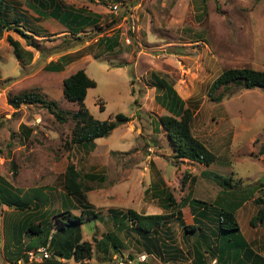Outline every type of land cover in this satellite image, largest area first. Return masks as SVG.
Listing matches in <instances>:
<instances>
[{"label":"rangeland","instance_id":"obj_1","mask_svg":"<svg viewBox=\"0 0 264 264\" xmlns=\"http://www.w3.org/2000/svg\"><path fill=\"white\" fill-rule=\"evenodd\" d=\"M1 1L0 20L10 24L0 32V40L9 31L19 40V50L14 52L11 45L9 50L7 41H0V77L4 80L0 81V176L21 194L38 199L40 205L25 212L6 205L2 212L0 207V264H13L8 257L11 249L15 251L10 246L5 256L4 220L16 221L29 211L38 210L37 216L46 209L49 215L52 209L61 210L68 164L83 176V186L89 187L86 199L99 214L81 226V240L92 244V257L87 260L92 264H117L127 260L128 254L135 260L145 256L140 260L144 264H195L198 236L184 235L174 216L159 235L179 252L148 254L135 233L116 229L109 211L158 214L181 208L184 222L191 223L187 203L182 204L186 198L209 204L217 196L232 200L244 192L251 195L235 212L239 233L246 241L255 236L252 248L264 258V223L253 220L250 225L264 206L257 201L264 199V187L258 185L264 175V89L230 84L212 94L217 100L208 95L212 81L224 69L264 71V0H63L97 20L78 32L40 15V7L31 0ZM17 18L20 21L14 22ZM23 33L32 36L26 38ZM101 37L116 41L112 50H107L108 42L100 41ZM34 51L39 54L31 62ZM50 61H58L62 70H47ZM78 69L96 82L84 99L94 118L113 119L118 112L130 117L108 136L97 138L92 150L71 142L74 122L69 114L62 122L41 103L14 109L7 101L9 95L35 91L64 111H76L77 104L65 99L62 88L63 79ZM155 76L169 82L183 109L191 110L192 135L216 156L209 166L175 156L159 124L162 116L175 115V107L163 98V90H156ZM27 128L31 130L28 135ZM213 174L231 176L235 187L226 189L224 195ZM154 183L167 188L177 207L163 209L161 201L146 192ZM74 206L78 208L73 212L80 213L77 201ZM213 212L209 215L216 219ZM109 231L123 240V258L111 249L112 259L104 260L96 250V240ZM36 237L27 233L22 250L30 239L37 242ZM200 245L202 251L206 249V244ZM45 247L52 259V251ZM22 264H29L28 258ZM65 264L78 263L70 259Z\"/></svg>","mask_w":264,"mask_h":264},{"label":"trees","instance_id":"obj_2","mask_svg":"<svg viewBox=\"0 0 264 264\" xmlns=\"http://www.w3.org/2000/svg\"><path fill=\"white\" fill-rule=\"evenodd\" d=\"M31 1L40 7L42 11V13L39 11L40 15L42 14L45 18H55L73 32H78L82 28L97 23L95 18L85 15L80 9L64 4L63 0ZM113 1L121 2L122 0ZM0 4L3 5V1L0 0ZM34 10L38 11L35 7ZM13 21L18 22L20 18L13 19ZM7 24L9 25L10 22L4 21L3 23L0 20V32L8 27ZM23 35L26 38L32 36L26 33H23ZM7 40L14 47V52H18L17 43L11 36H7ZM103 40L109 43L106 44L107 50H112L116 44L114 39L109 40V38L101 37L100 41ZM17 54L19 57V53ZM62 68L63 65L58 61H50L46 66V69L49 71H61ZM154 79L156 81V84H154L156 90H163V98L175 107V115L162 116L159 121V124L165 129L167 139L172 146L175 156L179 159H187L209 166L214 162L216 156L192 135L190 130L192 120L191 110L189 108L183 109L181 102H179V97L169 82L156 76ZM230 84L246 89H264V71L250 67L224 69L212 81L208 89V95L217 100L218 96L214 97L212 94L220 87L228 88ZM95 85L96 82L83 69H78L63 79V96L66 100L75 102L78 106L77 110L72 112L62 110L55 101L45 100L35 91L21 92L13 96L9 95L7 101L14 109L19 108L21 104L41 103L62 122L66 121L65 114H69L74 122L71 130V142L87 150H92L95 147V140L97 138L108 136L118 125L130 120L128 115L121 112L116 113L113 119L98 120L94 118L85 107L84 99L88 88ZM100 108L103 107L101 106ZM1 126L2 120L0 118ZM22 127L24 128V126ZM30 131L27 128V135ZM150 164H153V162H150ZM211 176L221 186V193H224V195L226 194V189L235 187L230 183L232 180L231 176L226 177L220 174H213ZM82 177L73 164L66 166L63 174L64 193L61 194V210L52 209L51 215H49L46 209L37 216L35 214L38 213V210L34 212L29 211L26 217H20L16 221L6 222L4 220L7 234V239L3 245L5 256L8 257L7 252L10 251V246L15 249V251L11 249L12 252L8 257L9 261L17 264V260L21 258L27 259V251L40 246H48L53 256L52 259L42 260V264H65L60 259L66 261L73 259L78 264H92L87 261L92 257V244L89 241L81 240V226L92 218L98 219L99 214L92 209L91 203L86 199L85 191L89 187L83 186ZM163 183L164 181L161 180L160 184ZM258 185L264 187V184L261 182H258ZM147 191L148 193L150 192V196L157 197L161 201L163 209H174L177 207L176 201L166 187H159L157 183H154ZM249 195H251L250 192H244L238 198L232 200L226 199L224 196L223 198L217 196L215 201L209 204L205 200L188 197L182 204L187 203L186 205L192 214L191 223L184 222L181 208L176 209L175 212L158 214H139L133 209H128L126 213H119L120 211L115 210L109 212L112 217H117L114 220L116 229L119 232L125 230V234L130 233V231L135 233L137 242L141 244V247L148 254L154 252L161 254L163 250L179 252V249L175 248L174 244L163 243L159 235L160 230L166 225L169 218L174 216L182 226L184 235L195 233L198 236L196 247H194L195 264H206V255L208 254L217 258V264H226L224 261L226 253H228L227 257L232 259L231 264H264V258L260 254L255 253L251 244L240 235L239 223L235 217L236 210L248 199ZM37 200L34 197L31 198L21 194L9 181L0 176V205H6L8 208L25 212L31 209L32 206L38 207L40 203ZM75 201L79 204L80 213L73 212L74 207H76L74 206ZM257 201L264 203V199H257ZM213 210L215 211L216 219L211 218L209 215V213H214ZM41 216L44 218L40 219ZM36 217L38 218L35 219ZM49 218H52V220ZM36 220L37 222H35ZM253 220L264 223V206L259 209L254 219H250V225L254 224L255 221ZM207 222H217V226L211 228L206 225ZM203 224L204 226L202 227ZM204 229L208 230L207 233L211 235H208ZM27 233L30 235L36 234L38 236L36 237L37 242L30 239V243L25 246L26 250L23 251V238ZM211 238L217 242H209L208 240ZM200 244H206V249L202 251ZM124 247L125 245L121 237L113 231L104 233L100 239L96 240V250L101 253L104 260L112 259L113 254L110 251L111 249L123 258L122 250ZM250 258L253 259L250 260ZM129 260H134L131 254H128L127 260L123 261L125 264H130L128 263ZM246 260H250V262ZM137 264L144 263L139 261Z\"/></svg>","mask_w":264,"mask_h":264},{"label":"crops","instance_id":"obj_3","mask_svg":"<svg viewBox=\"0 0 264 264\" xmlns=\"http://www.w3.org/2000/svg\"><path fill=\"white\" fill-rule=\"evenodd\" d=\"M35 18H37V16H34ZM33 17V18H34ZM59 23V25L60 26H63L60 22H58ZM32 32H33V30H32ZM33 33H35V32H33ZM4 35V38L2 37V39L0 40V41H7V43L9 44L8 45V48L10 47V43L8 42V40H7V36H11V38L16 42H19V40H16L13 36H12V34H10V32L9 31H7V32H5V34H3ZM22 45V44H21ZM12 46V45H11ZM17 46H18V44H17ZM24 49H26L25 47H23ZM20 49H22V47L20 48ZM9 50H10V48H9ZM19 50V49H18ZM27 50V49H26ZM32 51V50H31ZM33 53V55H32V61L31 62H33L34 61V59H35V57L37 58V56H38V52L37 51H34V52H32ZM20 57V56H19ZM51 56H49V58H50ZM0 81H4L3 80V78H1L0 77ZM1 207V211L3 212L4 211V207H3V205H1L0 206ZM116 218L117 217H112V221H113V223H114V220H116ZM129 224V223H128ZM206 225H208L209 227H211V228H214V227H216V223L215 222H207L206 223ZM209 227H207V228H209ZM254 229H256L257 230V228L256 227H253ZM253 233H255V231H253ZM207 234H209V233H207ZM209 235H211V234H209ZM256 239V237L255 236H253V238H251V240H247L250 244H251V242H253L254 240ZM246 240V239H245ZM252 246V245H251ZM254 249V248H253ZM254 251H255V253H258V254H261L260 252H258V251H256L255 249H254ZM227 255H228V253H226L225 254V256H224V261H225V263L226 264H231V260L232 259H230V258H228L227 257ZM23 259V258H22ZM22 259H19L21 262H20V264H22ZM216 257H214V256H210V258H206V263L207 264H212V263H210V261H212V262H214V264H217V262H216ZM49 260V259H48ZM60 261L61 262H65V260L64 259H60ZM220 261H222V260H220ZM230 262V263H229ZM17 263H18V260H17ZM28 263L30 264L31 262H29L28 261ZM32 263H35V264H42V262L41 261H36V262H32Z\"/></svg>","mask_w":264,"mask_h":264},{"label":"built area","instance_id":"obj_4","mask_svg":"<svg viewBox=\"0 0 264 264\" xmlns=\"http://www.w3.org/2000/svg\"><path fill=\"white\" fill-rule=\"evenodd\" d=\"M113 9L114 10H117V6L116 4L113 5ZM27 254V258H28V261L29 262H36V261H42L44 259H49L50 257V253H48V250H47V247L45 246H40L36 249H32V250H29L26 252ZM145 258V256H143L142 258H139L137 260H129L128 263L130 264H136L137 262H139L141 259V261H143ZM20 260H18V263L17 264H20ZM117 264H125L123 260L121 261H118Z\"/></svg>","mask_w":264,"mask_h":264},{"label":"water","instance_id":"obj_5","mask_svg":"<svg viewBox=\"0 0 264 264\" xmlns=\"http://www.w3.org/2000/svg\"><path fill=\"white\" fill-rule=\"evenodd\" d=\"M260 182L264 184V175L262 176Z\"/></svg>","mask_w":264,"mask_h":264},{"label":"clouds","instance_id":"obj_6","mask_svg":"<svg viewBox=\"0 0 264 264\" xmlns=\"http://www.w3.org/2000/svg\"><path fill=\"white\" fill-rule=\"evenodd\" d=\"M137 263H138V262H137ZM137 263H136V264H137Z\"/></svg>","mask_w":264,"mask_h":264}]
</instances>
